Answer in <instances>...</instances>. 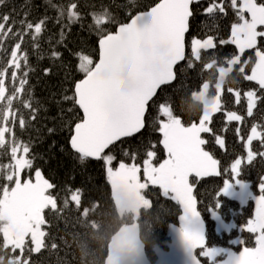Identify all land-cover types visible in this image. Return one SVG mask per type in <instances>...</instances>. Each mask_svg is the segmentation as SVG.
Segmentation results:
<instances>
[{
  "label": "snow or ice",
  "instance_id": "1",
  "mask_svg": "<svg viewBox=\"0 0 264 264\" xmlns=\"http://www.w3.org/2000/svg\"><path fill=\"white\" fill-rule=\"evenodd\" d=\"M193 3L194 0H158L148 11L129 14L126 22L116 21L107 8L92 13L93 25L98 34V60L82 52L75 53L83 78L74 83L71 96L63 97L72 105L68 112L74 113L69 124L68 143L81 162L87 158L103 161L110 185H129L142 190L156 186L164 197L177 202L181 214L178 217L179 226H172V232L179 243L183 264H201L199 257L207 258L210 264H264V177L259 184L258 196L253 195L249 185L238 178L245 163L251 164L257 156L264 157V152L252 150L253 141L256 140L264 146V126L252 124L246 139L241 135V128H236L246 156H236L223 169L221 162L204 150L207 141L202 138L203 133H211L215 136V143L220 148L225 147L224 138L217 135L210 124L213 114L224 111V80L233 71H237L244 80L256 82L259 91H264V49L258 47V40H264V0H230V3L228 0H209L204 9L206 14H227L226 7H231L236 16L228 40L221 39L219 43L235 45L238 54L223 63L214 57L206 62L202 59L203 51L216 47V37L193 36L190 42L186 40ZM3 4L4 0H0V5ZM65 11L69 22L79 18L77 3L70 2L61 9V15ZM0 19L3 21L0 22V37L13 36L19 40L11 48L6 65L0 67V148L7 149L10 155L9 163L0 165V174L7 181L0 185V247L5 253L10 250L9 264H31L24 255L25 251L39 253L46 246L48 233L42 228L47 223L44 210L51 208L62 211L57 198L49 191L55 186L44 178L39 169L35 170L34 181L23 178L24 170L33 167V160L29 158L30 146L18 140L15 134L17 122L21 129L27 126L25 116L18 108H14L15 101H19L30 112L31 120L36 119L37 109L32 106L30 99H24L28 72L23 71L22 65L27 66L28 56L22 51V44L26 36H31L33 41L37 39L43 30L44 21L33 23L21 20L20 30L14 32L15 24L8 25L11 14L3 15ZM109 24L116 25L114 30L106 29L105 26ZM2 43L0 40V45ZM189 48L190 54L187 51ZM246 49L254 50V60L242 59ZM51 55L60 57V53L55 50ZM185 60L188 68H194L196 62H200L201 75L216 67L219 81L211 102L204 103L198 121L185 123L174 115L172 98H165L159 104L158 110L163 118L158 119L156 131L161 136L158 143L163 146L166 158L157 164V153L149 148L141 165L136 162L138 153L126 151L125 155L130 156L132 163L121 160L114 168L112 164L115 157L106 153V150L145 128L150 102L161 86L176 79L174 68L178 62ZM248 66L250 74L246 71ZM9 71L13 82L10 93L6 87ZM48 71L45 69L46 74ZM208 87V81H204L192 93L193 97L200 92L203 101ZM227 91L234 95L237 104L242 102L239 89L229 87ZM243 99L247 101V115L251 117L257 103L264 98L256 89H252L243 92ZM224 117L227 123H242L244 120L237 111L231 110L224 111ZM222 175L227 178L215 190L213 201L207 209L218 222V230L236 227L222 219L219 211L223 203L221 197L234 198L242 204L249 199L256 202L255 215L241 226L242 230L254 235L255 246H244L238 253L208 245L205 221L198 210L194 194L195 184L190 182V177L199 180ZM67 191L64 207L74 204L76 210L80 211L83 208L81 189L69 188ZM83 211L87 209L83 208ZM234 243L245 242L239 240ZM56 247L52 245V248ZM17 250L19 255H16ZM222 256L226 258L218 262L217 258ZM0 264H3V258H0Z\"/></svg>",
  "mask_w": 264,
  "mask_h": 264
},
{
  "label": "trees",
  "instance_id": "2",
  "mask_svg": "<svg viewBox=\"0 0 264 264\" xmlns=\"http://www.w3.org/2000/svg\"><path fill=\"white\" fill-rule=\"evenodd\" d=\"M70 2L78 5L79 18L73 22H69L66 11L61 15V9L66 8ZM157 2L158 0H4V4L0 5V17L11 14L8 25L15 24L14 32L20 30L21 20L26 19L33 23L44 21L43 30L37 39L33 41L31 36H26L22 44V51L28 56L27 66L22 65L23 71L28 72L24 99H30L32 106L37 109L36 119L31 120L30 112L24 109L19 101H15L14 108H18L27 121V126L23 129L17 122L15 134L18 140L30 146L29 158L33 160V167L24 170L23 178L32 179L35 170L39 169L55 186L49 191L57 198L58 207L62 211L57 212L51 208L44 210L47 223L42 228L48 233L46 246L39 253L25 251L24 255L30 259L31 264H105L110 237L119 228L133 224L138 225L140 239L151 264H158L156 263L157 248L167 250L169 247L170 226L179 222L178 217L181 214L177 202L164 197L158 187L150 186L147 190L141 189L148 204L139 208L137 217H134L131 211L120 214L112 186L107 181L103 161L87 158L81 162L78 154L68 143L69 124L74 118V113L68 112L72 105L63 99L65 95H72L74 83L83 77V73L78 69L79 58L75 53L82 52L98 60V34L93 25L92 13L107 8L116 21L126 22L129 14L136 15ZM228 2L230 3V0ZM208 4L209 0H197L191 5L193 15L189 19L186 40L190 42L193 36L216 37V47L203 51L202 59L206 62L214 57L223 63L238 54L235 45L219 43L221 39L228 40L231 24L236 21L235 12L231 7H226L227 14L209 15L204 12ZM0 22H3L2 19ZM105 27L107 30H114L116 25L109 24ZM0 40L3 41L0 45V67H2L10 59L11 48L19 40L13 36L0 37ZM258 47L264 49V40H258ZM53 50L60 53L59 58L52 57ZM187 51L190 54V48ZM254 57V50L246 49L242 59L254 60ZM201 68L200 62H196L194 68H188L187 60L175 66L176 79L170 84L161 86L150 102L145 128L133 137L116 142L106 151L115 157L112 164L114 168L121 160L132 163L130 156L125 155L126 151L138 153L136 162L141 165L149 148L156 151L157 164L166 158L163 146L158 143L161 136L156 131L158 119L163 118L158 110L159 104L170 97L173 101L174 115L179 116L185 123L198 121L203 103L195 99L192 93L204 81H208V94L213 95L218 80L215 66L202 75ZM45 69L49 70L47 74ZM246 71L250 74V66ZM12 83L9 71L6 76L9 93L12 90ZM229 87L241 91L240 104H237L234 95L227 91ZM252 89H256L264 98V91H259L256 82L244 80L237 71L227 76L222 94L224 111H237L244 120L242 123L235 121L227 123L224 111L213 114L210 127L217 135L224 138V148H220L215 143V136L211 133L202 134V138L207 141L203 146L204 150L221 162L222 169L228 167L236 156H246V150L236 134V128L238 126L241 128V135L246 139L252 124L264 126V99L257 103L251 117L247 115V101L243 99V92ZM49 129L54 131L49 132ZM252 150L264 152V146L256 140L253 141ZM9 161L8 150L0 148V165H6ZM242 167L243 171L239 178L248 182L251 190L259 194V184L264 176V157L257 156L251 164L245 163ZM224 178L227 177L209 176L199 180L190 177V182L195 184L194 194L198 201V210L205 221L207 243L209 246L232 247L236 251L244 246L254 247V235L242 230L241 227L253 217V200L249 199L242 204L237 199L221 197L223 203L219 211L222 219L227 224L236 225L221 232L217 230V223L207 210L213 201L215 190L222 185ZM6 182L3 174H0V185ZM69 188L81 189L82 206L87 209L86 212L83 208L77 211L74 204L68 208L64 207ZM237 238L245 243H233L232 241ZM53 244L57 247L52 248ZM19 254L17 250L16 255ZM198 254L199 249H197ZM0 258H3V264H9L10 250L9 253H5L0 247ZM199 258L201 264H210L207 258Z\"/></svg>",
  "mask_w": 264,
  "mask_h": 264
},
{
  "label": "rangeland",
  "instance_id": "3",
  "mask_svg": "<svg viewBox=\"0 0 264 264\" xmlns=\"http://www.w3.org/2000/svg\"><path fill=\"white\" fill-rule=\"evenodd\" d=\"M218 81H219V77H218L217 83H218ZM212 96L213 95L208 94V89H207V96L203 101L200 98L201 97L200 92L196 93L195 99L201 101L203 103V106H204V103H210L211 102ZM32 179H33V181L35 180V173H34V176ZM141 179H143L142 172H141ZM246 183L249 185V190L253 193V195H255V196L260 195V193L255 194L251 190L250 184L248 182H246ZM112 191H113V196H114V200H115L117 209H118L120 214H122L125 211H131L134 214V217H137L139 208L141 206L148 204L147 199L141 193V189H137V188L129 186V185H119L118 184L116 186H112ZM251 200H253V202H254V214H253V216H254L255 211H256V202L254 199H251ZM216 223H217L216 227L218 230V222L216 221ZM175 225L178 227L179 222L177 224L170 226L169 233H170L171 241L169 243L168 249L167 250H162L159 248L156 249V252H157L156 263H158V264H183L182 252H181L179 243L175 237V234L172 232V226H175ZM223 230H229V229H219L218 231L221 232ZM239 240H240V238H237V239H234L232 242L234 243V241H239ZM226 249H229V250L236 252V253H238L239 251L242 250L241 249L239 251H236L232 247H227ZM225 258L226 257H221V258L218 257L217 260L219 262Z\"/></svg>",
  "mask_w": 264,
  "mask_h": 264
},
{
  "label": "water",
  "instance_id": "4",
  "mask_svg": "<svg viewBox=\"0 0 264 264\" xmlns=\"http://www.w3.org/2000/svg\"><path fill=\"white\" fill-rule=\"evenodd\" d=\"M181 62H178V64ZM105 264H151L146 255L144 244L140 239L137 224L121 227L110 237L107 244Z\"/></svg>",
  "mask_w": 264,
  "mask_h": 264
},
{
  "label": "bare ground",
  "instance_id": "5",
  "mask_svg": "<svg viewBox=\"0 0 264 264\" xmlns=\"http://www.w3.org/2000/svg\"><path fill=\"white\" fill-rule=\"evenodd\" d=\"M107 151V150H106ZM90 159V158H89ZM92 160H94V159H92Z\"/></svg>",
  "mask_w": 264,
  "mask_h": 264
}]
</instances>
